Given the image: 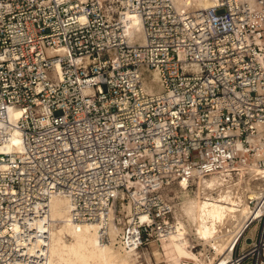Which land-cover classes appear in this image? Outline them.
Listing matches in <instances>:
<instances>
[{
	"label": "built area",
	"instance_id": "2783aa9c",
	"mask_svg": "<svg viewBox=\"0 0 264 264\" xmlns=\"http://www.w3.org/2000/svg\"><path fill=\"white\" fill-rule=\"evenodd\" d=\"M126 13L143 44L127 42ZM199 17L170 0H0V264H44L36 225L52 195L76 224L112 209L122 244L159 243L164 186L240 163L237 143L255 153L264 0H215ZM149 73L159 93L144 91Z\"/></svg>",
	"mask_w": 264,
	"mask_h": 264
},
{
	"label": "bare ground",
	"instance_id": "6f19581e",
	"mask_svg": "<svg viewBox=\"0 0 264 264\" xmlns=\"http://www.w3.org/2000/svg\"><path fill=\"white\" fill-rule=\"evenodd\" d=\"M170 1L180 18L189 19L194 25L201 21L199 13L215 4V0ZM120 19L127 42L143 44L139 18L126 13ZM143 89L148 94L162 90L156 73L145 74ZM10 114L17 119L19 111L11 110ZM253 128L257 138L250 142L251 147L258 145L253 155L237 143L235 154L243 160L240 163L227 165L224 161L220 169L209 167L206 171L193 167L190 177L183 175L161 190L160 196L172 221L164 219L163 226L169 228L166 234L159 236V243L170 248L173 264H234V241L251 221L259 220L264 214V122L254 123ZM11 146L7 144L0 151L9 152ZM70 207L68 198L52 195L44 221L37 222V229L46 232V239L34 244L45 246L44 264H141L135 243L130 244V239L122 244L118 239L123 229L112 222L114 210H110L107 222L103 218L99 223L76 224L71 220ZM126 211L131 212V206ZM140 219L151 223L145 215ZM163 228L161 226L158 233ZM263 242L253 246L251 252L257 257L264 249ZM195 248H199L198 253L193 251Z\"/></svg>",
	"mask_w": 264,
	"mask_h": 264
},
{
	"label": "rangeland",
	"instance_id": "374dc122",
	"mask_svg": "<svg viewBox=\"0 0 264 264\" xmlns=\"http://www.w3.org/2000/svg\"><path fill=\"white\" fill-rule=\"evenodd\" d=\"M174 183L175 182L172 184ZM250 206L254 207V204H251ZM170 221H172V217H170ZM254 227L256 228L254 233H250ZM263 236L264 214H262L259 220L251 221V223L247 225L245 231L234 241L232 246V258L234 264H264V249L260 250L259 257L251 252L253 246L259 245L262 240L264 241ZM243 247L245 248L243 249ZM168 249L170 248L166 249L162 247L160 243H147L141 250H139L140 253L138 260L141 264H173ZM193 251L198 253L199 248H195Z\"/></svg>",
	"mask_w": 264,
	"mask_h": 264
}]
</instances>
